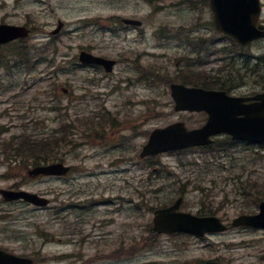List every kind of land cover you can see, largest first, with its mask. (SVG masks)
Segmentation results:
<instances>
[{
    "label": "rangeland",
    "instance_id": "1",
    "mask_svg": "<svg viewBox=\"0 0 264 264\" xmlns=\"http://www.w3.org/2000/svg\"><path fill=\"white\" fill-rule=\"evenodd\" d=\"M122 18L143 24H113ZM59 21L63 30L52 38ZM201 22L208 27L198 32H213L204 0H0V24H29L36 32L23 45L40 46L26 64L32 71L13 58L11 72L0 69V188L51 200L38 207L0 195L1 247L40 264H264L261 229L205 237L153 231V213L180 197L182 211L226 223L258 212L264 197V146L225 153L221 139L208 148L139 155L156 128L206 123V113L177 109L171 95V82L196 81L186 75L193 53L180 44ZM84 49L117 65L83 66ZM253 50L264 74V40ZM243 78L250 84L235 93L262 89L263 77ZM31 135L58 148V161L71 171L34 175L26 162L2 159L8 141Z\"/></svg>",
    "mask_w": 264,
    "mask_h": 264
},
{
    "label": "water",
    "instance_id": "2",
    "mask_svg": "<svg viewBox=\"0 0 264 264\" xmlns=\"http://www.w3.org/2000/svg\"><path fill=\"white\" fill-rule=\"evenodd\" d=\"M216 13V26L221 31H235L240 33L238 24L244 25L242 13L244 9L238 8L229 0H211ZM251 11H258V1L254 0ZM28 30L23 27L10 25L0 26V43L25 36ZM84 62H101L110 66L111 61L94 57L85 52L81 53ZM173 96L176 99L177 109L204 110L209 113L207 123L198 129L187 130L184 123H177L165 129L155 130L148 144L144 147L141 156L155 154L172 149L206 145L210 143L211 136L226 132L233 135L234 139H246L250 141H264V101L258 105H247L246 108L239 105L242 99L236 100L225 92L204 91L196 88H186L182 85L173 86ZM237 103V104H236ZM240 107L245 108L243 111ZM259 108V109H258ZM244 117H239V115ZM68 167L63 164L38 166L30 170L34 175L65 174ZM6 200L24 198L30 202L46 205L49 201L37 194L27 191H13L1 189ZM181 198L175 205L160 209L155 212L154 229L159 233L189 232L204 235L206 232L222 231L226 229L216 217H197L189 213L177 212ZM251 225L264 226V203L261 212L257 215H242L236 218L233 226ZM6 254L5 256H3ZM0 264H34L31 259L20 258L0 250Z\"/></svg>",
    "mask_w": 264,
    "mask_h": 264
},
{
    "label": "trees",
    "instance_id": "3",
    "mask_svg": "<svg viewBox=\"0 0 264 264\" xmlns=\"http://www.w3.org/2000/svg\"><path fill=\"white\" fill-rule=\"evenodd\" d=\"M24 47H21V54H23V59L27 60L29 58V52L27 49H25V52H23ZM227 80H229L228 78L222 79L219 75H204L203 78H200V80L198 81H204L203 84L206 88H220V89H226V85L230 84L229 81L227 82ZM200 85V84H198ZM13 139H20L19 137H13ZM11 139L10 141L7 142V144H10V148H12V150L5 152L6 156H13L15 155H19V154H23V155H27V157L32 160V162L34 164H38V163H47V162H51L54 160H58L59 159V152L57 151L58 148L56 149L55 147H50V142L48 140H46L43 143H41V141H38L36 139H33L31 137H26L23 140H19L16 143L14 142V140ZM40 144L41 148L40 151L37 148V145ZM219 144V140L218 143ZM225 144V143H224ZM226 145V144H225ZM227 148V147H225ZM28 159V160H29Z\"/></svg>",
    "mask_w": 264,
    "mask_h": 264
},
{
    "label": "flooded vegetation",
    "instance_id": "4",
    "mask_svg": "<svg viewBox=\"0 0 264 264\" xmlns=\"http://www.w3.org/2000/svg\"><path fill=\"white\" fill-rule=\"evenodd\" d=\"M262 22L263 21H260L259 24H261ZM254 43L255 44H252L250 46L245 47L246 52H248L251 47L255 49L259 45V41H255ZM234 62H235V58H233V63ZM244 63H245V75L247 78H252V77L255 78L257 76L263 77L262 74H258V72H257V68H259V67H257V66L251 67L250 66V56L248 54L245 55ZM230 78L231 77H229L230 86H240L241 87L240 90H242L243 87H245V88L247 87V86H242V84L243 85H246L247 83L250 84V82H246L245 80L243 82L238 81V83H236L233 80H231ZM263 86H264V82H263V84H261V83L258 84V87H260V88H263ZM243 93L247 97L254 96L256 94L255 92H247V93L243 92Z\"/></svg>",
    "mask_w": 264,
    "mask_h": 264
},
{
    "label": "bare ground",
    "instance_id": "5",
    "mask_svg": "<svg viewBox=\"0 0 264 264\" xmlns=\"http://www.w3.org/2000/svg\"><path fill=\"white\" fill-rule=\"evenodd\" d=\"M246 10V9H245ZM228 79H229V77H228ZM228 85H230V84H228Z\"/></svg>",
    "mask_w": 264,
    "mask_h": 264
}]
</instances>
